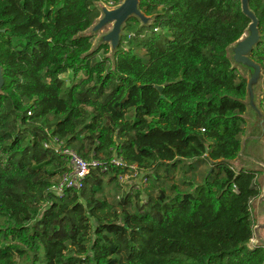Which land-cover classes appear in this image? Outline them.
I'll return each instance as SVG.
<instances>
[{"label": "trees", "instance_id": "1", "mask_svg": "<svg viewBox=\"0 0 264 264\" xmlns=\"http://www.w3.org/2000/svg\"><path fill=\"white\" fill-rule=\"evenodd\" d=\"M95 1L0 0V264H264L252 243L260 173L213 163L235 158L245 131L247 80L227 55L250 22L241 0H140L156 19L127 23L115 67L94 57L108 44L85 56L93 37H76ZM250 4L264 34V0ZM252 57L264 66V41ZM50 136L101 161L81 189H52L69 165ZM114 158L146 171L148 190L162 167L193 176L113 204L106 186L129 171Z\"/></svg>", "mask_w": 264, "mask_h": 264}, {"label": "water", "instance_id": "2", "mask_svg": "<svg viewBox=\"0 0 264 264\" xmlns=\"http://www.w3.org/2000/svg\"><path fill=\"white\" fill-rule=\"evenodd\" d=\"M140 0H121L117 5H109L103 0L95 1L100 10V15L86 30L79 32L76 37H94L89 51L84 55L96 52L102 45H109V52L105 54L110 58L115 67L116 53L125 34L127 21L136 17L140 26H150L157 14L146 15L140 6ZM241 7L250 22L242 36L227 47V55L232 63V68H237L247 80L246 98L241 101L246 105V111L242 117L246 121L244 135L241 139V149L233 159L213 160L217 163L226 160L232 167L240 172L242 170L264 171V108L261 96L264 81V66L252 57V52L264 41V34L259 28V18L252 9L250 0H241ZM111 25L106 31L105 28ZM1 30V29H0ZM4 85L3 68L0 64V92ZM163 86H157L162 90ZM260 194L253 200L257 215V223L254 225V234L257 237L256 244L264 246V174L261 175Z\"/></svg>", "mask_w": 264, "mask_h": 264}, {"label": "rangeland", "instance_id": "3", "mask_svg": "<svg viewBox=\"0 0 264 264\" xmlns=\"http://www.w3.org/2000/svg\"><path fill=\"white\" fill-rule=\"evenodd\" d=\"M138 27L140 26V21H138ZM134 25L137 27V23L134 22ZM111 25H108L104 31L108 30L110 28ZM125 34L127 33V26L124 29ZM100 32H97L94 37L93 40H95L98 36H99ZM124 34V35H125ZM124 37V36H123ZM105 56V49H101L98 52H96L95 54V58L99 59V58H103ZM240 72V71H239ZM241 74V72H240ZM83 76V73H80L79 76L77 77H73V72L69 71L66 74L63 75V77H65L67 79L68 82L72 81V80H78L79 77ZM129 116L133 115V112H129L128 114ZM209 164H203L196 172V181L199 182L202 180V177L204 176V174L207 172L208 168H209ZM154 171V170H153ZM153 171H151V173H153ZM160 175H162V178L157 181V186L155 188L152 189H147L149 187V183L146 186L143 185L141 188V191H143L142 194V199H147L148 197V193L149 191L155 195L158 194L159 192V188H164L167 190L168 193L174 194V189H172L173 185H178L181 188L185 189L187 188V182L192 178L193 176V171H191L188 166H179L174 170H171L169 172H167L164 167H162L159 171ZM258 173H260L258 175V183L260 185V189H261V175L264 174V171H258ZM146 175V171L143 172V176ZM141 179V174L138 176H131L129 179H127V183L121 185V187L117 186L115 183L109 184L106 186V190H105V197L111 201L113 204H116L117 201H119L118 195H124L125 191H131L138 189L137 188V183L139 182V180ZM153 179V178H152ZM252 206H253V213H254V218H255V223H257V215H256V210H255V205H254V201L252 202ZM257 241V237L254 234V238L252 239V243H256Z\"/></svg>", "mask_w": 264, "mask_h": 264}, {"label": "built area", "instance_id": "4", "mask_svg": "<svg viewBox=\"0 0 264 264\" xmlns=\"http://www.w3.org/2000/svg\"><path fill=\"white\" fill-rule=\"evenodd\" d=\"M158 30V28H156ZM45 147L52 148L56 153L64 155L68 161L69 170L66 171L52 186V189L59 195H62L66 188L81 189L84 186L87 176L93 168L101 164L98 159L87 160L83 158L76 150L66 146L65 142L58 136H50V139L45 142ZM112 162L118 166H128L129 171L120 176V184H126L127 179L131 176L141 174V179L137 183V188L141 189L143 185L148 184V178L143 176V170L136 164L128 165L121 158H114ZM107 167H105L106 169ZM120 198V195H118Z\"/></svg>", "mask_w": 264, "mask_h": 264}, {"label": "flooded vegetation", "instance_id": "5", "mask_svg": "<svg viewBox=\"0 0 264 264\" xmlns=\"http://www.w3.org/2000/svg\"><path fill=\"white\" fill-rule=\"evenodd\" d=\"M103 1H105L107 4H109V5H117L118 3H120L121 2V0H103ZM137 18L136 17H131L128 21H127V23H129V22H132L133 21V23L135 22V23H137L138 21L136 20ZM137 21V22H136Z\"/></svg>", "mask_w": 264, "mask_h": 264}]
</instances>
